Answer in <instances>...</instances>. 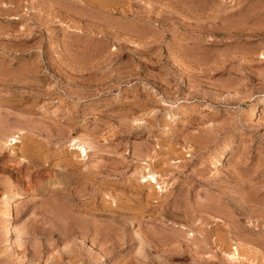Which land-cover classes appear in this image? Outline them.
I'll use <instances>...</instances> for the list:
<instances>
[{
	"label": "rangeland",
	"instance_id": "rangeland-1",
	"mask_svg": "<svg viewBox=\"0 0 264 264\" xmlns=\"http://www.w3.org/2000/svg\"><path fill=\"white\" fill-rule=\"evenodd\" d=\"M0 264H264V0H0Z\"/></svg>",
	"mask_w": 264,
	"mask_h": 264
},
{
	"label": "bare ground",
	"instance_id": "bare-ground-1",
	"mask_svg": "<svg viewBox=\"0 0 264 264\" xmlns=\"http://www.w3.org/2000/svg\"><path fill=\"white\" fill-rule=\"evenodd\" d=\"M19 136H15V137H13L11 140H10V145H16L17 143H19ZM2 140V139H1ZM8 140V139H7ZM7 144V143H6ZM9 146V145H8ZM81 147V146H80ZM51 148V147H50ZM80 150H82V152H83V150H85L83 147H81V149ZM85 152V151H84ZM83 152V153H84ZM77 155V154H76ZM35 162V161H34ZM150 174V173H149ZM149 178L152 180H154V181H156L155 180V175L154 174H151V175H149ZM152 180V181H153ZM157 182V181H156ZM7 188V187H6ZM9 190V189H8ZM8 194V193H7ZM2 199V198H1ZM20 199H22V195L21 194H17L16 196H15V201H18V200H20ZM4 202V201H3ZM9 204H10V202H9ZM3 205V204H2ZM8 206H12L11 204L10 205H8ZM8 209V208H7ZM14 209V208H13ZM9 211V210H8ZM10 215V214H9ZM7 229H8V231H9V233H13V231H14V229L11 227V225H10V223H7ZM11 236H12V234H11ZM18 237V236H17ZM11 247H12V250L11 251H15L16 249H17V239L16 238H14V235H13V237H12V239H11ZM10 247V248H11ZM232 257H234V256H232Z\"/></svg>",
	"mask_w": 264,
	"mask_h": 264
}]
</instances>
